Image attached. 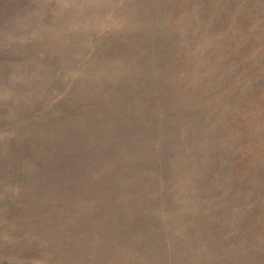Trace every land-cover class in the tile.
Here are the masks:
<instances>
[{
	"label": "rangeland",
	"instance_id": "1",
	"mask_svg": "<svg viewBox=\"0 0 264 264\" xmlns=\"http://www.w3.org/2000/svg\"><path fill=\"white\" fill-rule=\"evenodd\" d=\"M0 264H264V0H0Z\"/></svg>",
	"mask_w": 264,
	"mask_h": 264
}]
</instances>
